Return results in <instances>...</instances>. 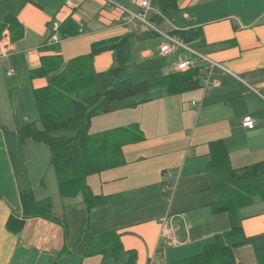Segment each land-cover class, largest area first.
Returning a JSON list of instances; mask_svg holds the SVG:
<instances>
[{
    "label": "crops",
    "instance_id": "obj_1",
    "mask_svg": "<svg viewBox=\"0 0 264 264\" xmlns=\"http://www.w3.org/2000/svg\"><path fill=\"white\" fill-rule=\"evenodd\" d=\"M138 2L71 0L66 7L65 0H0V23L14 15L21 29L5 60L14 74L0 73V264H127L130 253H135L134 264H169L200 254L215 235L232 228L226 213L214 214L211 208L216 201L215 175L207 168V143L222 140L234 169L264 161V0H178V10L166 16L158 12L157 0H149L146 19L151 23L133 19L132 26L124 24L125 15L141 11ZM68 20L69 30L79 33L60 38L57 31L58 51L46 49L52 21L60 26ZM190 28L200 36L186 44L208 59H195L194 69L200 70L201 83L209 75L212 88L205 94L200 87L170 95L165 87H157L114 102L111 112L119 113L95 116L105 123L98 131L139 126L144 140L125 146L123 153L140 176L146 178L144 161H160L146 178L150 189L137 196L128 195L130 188L99 194L88 182L94 195L106 199L92 209L87 230L80 235L86 227L81 195L63 196L49 148L30 138L19 142L16 133L37 119L33 92L47 84L45 77H30V72L40 66L41 56L59 54L67 61L88 53L96 41L135 33L141 38L133 47L132 60L137 56L139 60L131 70L127 66L134 78L128 74L125 79H150L147 62L167 56L160 52L164 34ZM113 63L109 51L94 58L96 90ZM173 71L174 67L169 72ZM134 108L128 118L126 112ZM135 113L147 116L133 120ZM245 118L254 120L253 128L242 126ZM166 185L170 198L163 192ZM27 194L35 202L49 200L52 214L64 219L67 233L47 219L25 218L30 201L22 197ZM70 213L76 217L73 232ZM236 213L240 231L225 234L224 244L232 248L237 264H264V196ZM164 216L171 222L168 240L173 244L160 234L159 219ZM8 220L12 229L22 223L19 233L8 230ZM110 232L119 236L118 251L107 247L101 254L87 255L89 240Z\"/></svg>",
    "mask_w": 264,
    "mask_h": 264
},
{
    "label": "trees",
    "instance_id": "obj_2",
    "mask_svg": "<svg viewBox=\"0 0 264 264\" xmlns=\"http://www.w3.org/2000/svg\"><path fill=\"white\" fill-rule=\"evenodd\" d=\"M177 2L178 0H157L158 12L162 16L176 12ZM154 15L158 17L157 14ZM147 22L151 23L152 19H148ZM64 24L57 29L60 38L79 33L69 30L71 26L69 20ZM5 28L9 30L12 41L21 34L20 25L14 15H8L0 23V36ZM152 32L155 33L154 30ZM169 34L178 37L184 43L200 36L199 31L192 28L172 30ZM145 37L147 38V35ZM140 38L135 33H128L96 41L91 44L88 53L67 61L59 54L44 55L40 57V66L30 72V77H45L47 80L46 86L33 92L39 119L21 125L16 133L19 142L30 138L49 148L50 165L56 173L63 196L73 198L81 195L85 204L86 227L80 231V235L87 230L92 209L103 204L106 199L91 192L87 177L124 166L126 159L123 148L144 140L136 123L91 133L89 131L91 119L111 112L114 102L150 89L165 87L168 94L175 95L201 87L202 74L198 69L173 71L137 81L120 78L131 63L133 47ZM45 48L57 52L58 42H49L48 38ZM106 51L112 52L114 63L104 72L107 77L101 80L99 90H96L94 81L98 73L94 69V58ZM64 130H70L74 135L65 137L57 134ZM207 147L209 156L207 168L215 175L212 187L215 190L216 201L211 208L214 214L226 213L232 222V228L223 234L215 235L213 241L205 245L200 254L169 264H237L232 248L224 244L223 236L240 231L236 213L240 206L252 203L258 195L264 196V161L234 169L222 140L210 141ZM26 197L30 204L28 208H24L25 218L47 219L61 225L67 233L64 219L52 214L49 200L35 202L28 194L22 198L25 200ZM9 222L10 220L7 222L8 230L19 233L22 223L21 227L12 229ZM110 246L113 247V251H118L120 247L119 236L116 233L110 232L93 237L87 245V255L101 254ZM62 251L65 252V249ZM135 257V253H130L127 264H134Z\"/></svg>",
    "mask_w": 264,
    "mask_h": 264
},
{
    "label": "rangeland",
    "instance_id": "obj_3",
    "mask_svg": "<svg viewBox=\"0 0 264 264\" xmlns=\"http://www.w3.org/2000/svg\"><path fill=\"white\" fill-rule=\"evenodd\" d=\"M158 37L159 36L153 37V38L157 39ZM146 39H148V38H146ZM162 41L163 42L166 41L165 43L168 42L164 38ZM137 55H138V53H137ZM179 57L196 58L191 52H188L187 50L182 49L181 47H179L178 51L173 53V54H169V55L163 56V57L155 56L151 60H149V62H147V64H150V68H151V73L148 75V77L165 75L166 72L168 73L169 71H171L173 69V67L175 65L174 63L177 62V59ZM138 60H139V57L137 56V57H135L134 60L131 61L132 63H130V67H131L130 70L132 69V66L134 67L135 62H138ZM140 64H142V65L145 64V60L140 61ZM127 69L128 70L124 71V73L122 74L123 76L121 75L122 76L121 78L128 77V74L132 78H134V74H130L129 68H127ZM156 89H158V88H156ZM133 111H135V108L126 112V115L128 116V118H131V113H133ZM116 113H119V111H113L109 115L116 114ZM34 114L37 118L36 120H38L39 114H38L36 105H35V113ZM146 116L147 115L135 113L133 115L132 119L135 120L136 118H145ZM99 117H101V116H99ZM94 119H97V120H94ZM104 124L105 123L102 120V118H97L94 116L91 119L89 131L92 133V132H97L98 130H102V129H104V128H102V126H105ZM57 134L63 135L65 137H72L74 135V133L70 130H64V131H61ZM130 161H131L130 156H127L126 164L124 166L104 171L101 175L89 176V177H87V183L89 182L90 187L93 190V192H96L99 194L103 193L105 195L112 193L113 191H116V190H123L126 188H130L131 191L128 195L137 196L139 193L146 191V190H149L150 187L145 185L146 178L152 177V175H153L152 171L157 166V162L160 161V158H152L148 162L147 161L143 162L144 168L146 169L144 172L146 178L139 175V172H137L135 170L133 164ZM111 179H113V180L105 182V180H111ZM165 196L170 198L168 195H165ZM119 197L124 198V197H126V195L120 194ZM75 210H80V209L75 208ZM73 213H74V210H73ZM75 218L76 217L70 213V226H71L72 232L75 230L74 227L76 226L75 225ZM86 234L87 233H85L84 235H86ZM110 248L113 251V247L110 246ZM113 252L116 253L117 251H113Z\"/></svg>",
    "mask_w": 264,
    "mask_h": 264
},
{
    "label": "built area",
    "instance_id": "obj_4",
    "mask_svg": "<svg viewBox=\"0 0 264 264\" xmlns=\"http://www.w3.org/2000/svg\"><path fill=\"white\" fill-rule=\"evenodd\" d=\"M71 5V0H65V6L69 7ZM138 5L141 9L140 12L138 13H129L125 15L122 18V21L126 25L132 26V20L136 19L137 21L146 23V14L151 11L150 7V2L149 0H139ZM157 14V13H156ZM58 22L57 21H52V33L49 37V42L56 43L58 42L57 38V29H58ZM166 40L168 41L164 45L160 47V52L164 53L165 55L168 54H173L178 51V48L181 47L182 49L187 50L188 52H191L196 58H182L180 59L175 65H174V70L176 72H184L190 69H194L196 67V61L195 59H203V60H208L205 58L203 55L197 54L195 51H193L188 44L184 43L181 39L174 35H170L169 33L164 34ZM13 50L12 47V40H11V34L9 30L5 29L1 33L0 36V73H4L7 76H11L14 74V69L8 65L5 64V60L9 57L11 51ZM211 65L214 63L209 61ZM209 75H206L202 79L201 87L203 90V93L205 94L212 88V83L209 80ZM194 105L195 103L192 102ZM242 126L248 127L249 129L254 127V120L250 118H245V120L242 123ZM170 174V173H169ZM163 192L168 193V195L171 197L172 196V191L170 188L166 185L164 186ZM159 223L162 225L161 229V236L165 237L168 239L172 238V233L170 231V219L168 216H164L159 219ZM171 244H173V241L168 240Z\"/></svg>",
    "mask_w": 264,
    "mask_h": 264
}]
</instances>
